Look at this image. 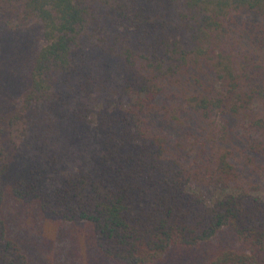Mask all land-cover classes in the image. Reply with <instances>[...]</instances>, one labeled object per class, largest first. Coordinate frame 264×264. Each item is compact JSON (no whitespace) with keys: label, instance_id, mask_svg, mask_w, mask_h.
I'll list each match as a JSON object with an SVG mask.
<instances>
[{"label":"trees","instance_id":"trees-1","mask_svg":"<svg viewBox=\"0 0 264 264\" xmlns=\"http://www.w3.org/2000/svg\"><path fill=\"white\" fill-rule=\"evenodd\" d=\"M0 264H264V0H0Z\"/></svg>","mask_w":264,"mask_h":264},{"label":"rangeland","instance_id":"rangeland-1","mask_svg":"<svg viewBox=\"0 0 264 264\" xmlns=\"http://www.w3.org/2000/svg\"><path fill=\"white\" fill-rule=\"evenodd\" d=\"M60 246V245H59ZM38 247L39 246H34L32 249H30L31 251H33L34 253H36V252H40L41 251V248L40 249H38ZM41 253V252H40ZM45 254V251L44 252H42L41 253V255L40 256H43ZM51 255V254H50ZM50 255H49V253H48V251H47V256L48 257H50ZM38 257H37V255H36V259H37ZM42 258V257H41ZM49 259V258H48ZM51 261H52V259H51Z\"/></svg>","mask_w":264,"mask_h":264}]
</instances>
